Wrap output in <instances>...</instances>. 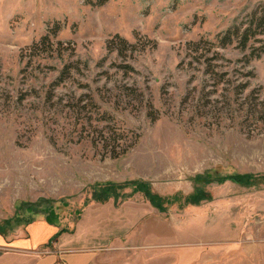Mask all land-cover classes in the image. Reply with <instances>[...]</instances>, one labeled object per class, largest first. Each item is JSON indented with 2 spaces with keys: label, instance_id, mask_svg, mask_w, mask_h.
I'll use <instances>...</instances> for the list:
<instances>
[{
  "label": "rangeland",
  "instance_id": "1",
  "mask_svg": "<svg viewBox=\"0 0 264 264\" xmlns=\"http://www.w3.org/2000/svg\"><path fill=\"white\" fill-rule=\"evenodd\" d=\"M263 11L0 0V226L56 223L51 242L88 257L56 264H264V121L243 111L264 100V52L219 43ZM113 124L130 144L116 157L93 141Z\"/></svg>",
  "mask_w": 264,
  "mask_h": 264
},
{
  "label": "crops",
  "instance_id": "2",
  "mask_svg": "<svg viewBox=\"0 0 264 264\" xmlns=\"http://www.w3.org/2000/svg\"><path fill=\"white\" fill-rule=\"evenodd\" d=\"M19 222L16 221L14 232L9 222L0 226V264H56L57 250L62 253L58 256L62 260L67 258L68 262L77 263L83 257L88 258L82 252L74 251L78 247L67 245L65 239L60 242L61 237L51 242L61 232L56 223L46 219H32L26 225ZM43 246H48V251L41 256L40 248Z\"/></svg>",
  "mask_w": 264,
  "mask_h": 264
},
{
  "label": "trees",
  "instance_id": "3",
  "mask_svg": "<svg viewBox=\"0 0 264 264\" xmlns=\"http://www.w3.org/2000/svg\"><path fill=\"white\" fill-rule=\"evenodd\" d=\"M245 23L246 25L244 27L243 24H241V25H234L229 29H227L220 36L219 43L222 46L235 43L236 47L243 50L246 49L248 47L247 45L252 41L261 42L262 43L261 46L252 47L251 54L252 55L256 54L255 57H257L260 55L259 52L261 53L264 52V11L259 12V14L257 12H252V15ZM114 38L115 39L117 38L124 43V40L119 36H115ZM45 42H48V35L42 36L38 42L33 44L32 47L37 48L38 46L45 45ZM65 72H66V67H64L60 72V75L58 76V81L64 79ZM212 73L214 72L212 71ZM215 75L222 78L224 76V73L219 75L215 73ZM242 75L248 77V80H246L242 84H238L236 86V89H240L243 92L248 88L249 77H252L253 74L250 70H247L246 72H243ZM258 95L259 94H257L256 91L252 90V92L249 94V97H247V100L249 102H247V104L244 106L243 111L245 113V118H248V116H250L251 118L256 117L257 121L260 120L264 121V100H262L261 102H257L259 97ZM226 103H229L228 98H225V104ZM86 106L83 105L81 106V108L84 110ZM110 119H111L110 116H107L106 112H103L100 118H98V120L103 122L109 121ZM103 128L105 130L104 129L100 130L97 133V136L93 137V141L97 143H101L102 148L105 150V153H108L111 157H116L125 153L128 147L130 146V144L123 145L122 147L119 146L118 140L122 138V136L120 131L117 129V127L113 124L112 126H103Z\"/></svg>",
  "mask_w": 264,
  "mask_h": 264
}]
</instances>
